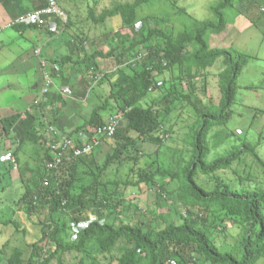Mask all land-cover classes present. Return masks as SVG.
I'll use <instances>...</instances> for the list:
<instances>
[{"label":"rangeland","instance_id":"374dc122","mask_svg":"<svg viewBox=\"0 0 264 264\" xmlns=\"http://www.w3.org/2000/svg\"><path fill=\"white\" fill-rule=\"evenodd\" d=\"M14 1L23 2L26 10L42 3L41 0H6L2 6L7 7ZM133 1L59 0L68 16L66 24L54 20L51 26L34 27L24 34L14 28H5L9 20L0 21V153L2 156L7 152L13 153L18 146L20 148L16 156L18 168H6L0 164V264L7 263L4 258L13 250L27 254L30 246L38 244L42 228L52 223L45 208L39 207L28 215L22 196L26 190L35 188L39 176L46 172L49 144L56 140L54 132L72 135L77 127L88 121L92 111L104 106L105 100L118 89L123 78L140 71L146 51L144 45L129 54L117 50L115 57L97 59L92 68L81 63L84 56L96 50L108 52L122 39L129 44L148 28L161 27L168 33L177 34L192 28L195 20L212 21L211 8L218 3V0H181L172 5L155 0L139 8L137 21L131 27L124 26L119 16L100 25H94L88 18L90 9L99 15L116 3L131 4ZM224 14L227 19L224 33H208L207 42L211 47L233 48L247 53L251 59L238 79L231 119L226 125L213 127L209 134L211 154L207 161L226 157L243 142L257 146L258 159L245 155L242 163H236L230 169L210 176L197 172L195 180L208 191L213 190L218 181L224 180L233 189H247L264 195V0H234L233 6H229ZM152 44L162 45L155 40ZM38 48L42 50L41 57L34 54ZM65 58L70 61H64ZM42 59L49 63L54 81L44 96L40 94ZM222 64L223 59L220 58L208 69L194 68L193 78L186 76L185 68L181 74L175 67L164 71L153 82L155 87L139 106L144 109L153 107L157 113L166 114L163 128L160 133L148 135L139 142L137 139V150L130 148L127 152L128 156L139 158L134 172L129 161L122 166L114 165L102 178L107 188H99L100 196L114 193V201L119 207L109 221L115 226L140 225L151 233L160 231L167 223L179 225L182 217L193 212L175 197L179 181L159 176L158 172L174 173L181 164L190 161L192 147L187 136L196 116L182 94L189 95L201 107L217 106L221 99L218 75ZM122 106L120 99L111 100L98 116L105 122L115 113L122 112ZM14 116L18 121L6 134L2 121ZM29 117L33 118L37 133L46 141L45 150L40 144L19 142L17 131L24 130L22 122ZM93 128L87 127L74 136H88ZM118 130L131 139L138 137L137 133L127 131L125 121ZM156 136L161 139L156 140ZM100 142L92 154L77 163L76 169L81 176L78 186L91 185L92 178L88 174L94 172V164H102L113 153L114 137H103ZM96 211L85 209L72 213L67 210L58 213L53 221L69 234L67 242H70L90 221L98 219ZM198 214L203 228L217 247L239 257L244 226L220 210ZM10 220L18 222L24 233H15L10 223L6 225L5 222ZM123 244L120 242L104 255L96 253V245L91 246L88 252L96 264H111L110 260L121 256ZM39 246L45 258L56 248L49 240ZM64 259L68 264H79L78 258L65 256ZM91 261L86 259V264H91ZM24 264H27V258ZM190 264L207 263L197 256ZM257 264H264V258Z\"/></svg>","mask_w":264,"mask_h":264},{"label":"trees","instance_id":"16d2710c","mask_svg":"<svg viewBox=\"0 0 264 264\" xmlns=\"http://www.w3.org/2000/svg\"><path fill=\"white\" fill-rule=\"evenodd\" d=\"M41 1L42 3L33 10L45 5L46 0ZM152 1L155 0H134L131 4L116 3L110 9L103 10L99 15L90 9L88 18L94 25H100L108 19L119 16L124 26L131 27L137 21L139 8ZM159 1L175 5L181 0ZM233 2L234 0H218V3L211 8L214 20H195L189 30L175 34L168 33L161 27L148 28L140 38L132 39L129 44H125L126 41L122 39L118 46L108 52L96 50L92 54L84 56L81 63L92 68L97 64V59L115 57L117 50L123 54H129L139 46H145L146 55L142 60L140 71L132 77L123 78L118 89L105 100L104 106L96 107L92 111L90 119L77 127L70 135L78 137L74 134L86 130L87 127L104 126L106 121L104 122L98 116L99 111L105 109L109 101L120 99L123 103L122 112L114 115L122 113V122H126L127 131L137 133L138 137L131 139L117 130L114 136L116 141L114 151L106 157L102 164H94V172L88 174L92 178L89 186H78L81 176L78 175L76 169L77 163L88 155L73 158L72 152H70L58 169L48 171L46 165L50 158L49 144L46 172L39 176L35 188L26 190L22 201L26 204L28 215L35 213L39 207L47 209L52 223L42 228L38 244L30 246V251L27 254L13 250L8 257L4 258L7 261L6 264H24L25 258H27V264H68L64 259L65 256L78 258L79 264H86V259H91V264H96L88 252L91 246L96 245V253L104 255L111 252L120 242L124 243L121 249L122 254L116 260H110L111 264H190L197 256L207 264H257L261 258H264V195L247 189H233L224 180L218 181L214 189L208 191L199 186L195 180L197 172L204 176H210L218 171L230 169L234 164L242 163V157L245 155L252 156L255 160L258 159L257 146L243 142L226 157L217 158L212 162L207 161L211 154L209 134L213 127L226 125L231 119L232 106L237 96L238 79L251 59L249 54L241 53L233 48L211 47L206 39L208 33H224L227 24L224 12L229 6H233ZM5 4L6 0H0V5ZM34 27L37 26L17 25L13 28L24 34ZM152 40L162 45L152 44ZM135 54L139 55V52ZM220 58L223 59L218 75L221 99L217 106L201 107L189 95L182 94L183 99L187 101L196 116V121L187 136L192 147L190 161L181 164L174 173L158 172L159 176L179 181L180 187L175 197L189 206L193 212L182 217L179 225L167 223L160 231L151 233L140 225L121 224L115 226L109 220L113 215H116L119 206L114 201V193L107 192L109 196H100L99 188H107V184L102 182V178L112 166H122L128 161L132 163L131 171L134 172L139 158L133 155L128 156L127 152L130 148L137 150V139L139 142L148 135L160 133L166 116V114L157 113L153 107L141 108L140 102L153 90L155 87L153 82L164 71H170L176 67L183 74L185 68L186 76L193 78L194 68L208 69ZM67 60L69 58H65L64 61ZM17 121L18 117L15 116L5 118L2 121L4 132L9 133ZM22 124L25 126L24 130L17 131L20 134H18L20 144L25 142L40 144L45 150L46 141L33 126V118L29 117ZM160 139L156 136V140ZM19 150L18 146L13 153L7 152L15 157L16 168H18L16 156ZM0 164L3 163L0 162ZM3 165L6 168L16 169L10 163ZM144 180L145 178L142 181ZM85 209H97L98 219L90 221L84 229L75 234L73 240L67 242L69 234L65 233L63 227L54 222L53 218L58 213L67 210L77 213ZM214 210H220L228 216L236 218L244 226L245 235L241 240L239 257L232 253L222 252L203 228L198 213L206 214ZM103 217L104 221H101ZM5 223L6 225L10 223L15 233H24L20 224L15 220ZM48 240L54 243L56 248L45 258L42 254L43 249L39 245Z\"/></svg>","mask_w":264,"mask_h":264},{"label":"built area","instance_id":"2783aa9c","mask_svg":"<svg viewBox=\"0 0 264 264\" xmlns=\"http://www.w3.org/2000/svg\"><path fill=\"white\" fill-rule=\"evenodd\" d=\"M54 20H59L66 24L68 22V16L60 6L58 0H46L43 7L23 13L15 20L7 23L5 28H13L17 25H34L42 28L53 25ZM34 54L37 57H41L42 50L40 48L35 49ZM40 65L42 68V86L40 88V94L44 96L54 85V81L51 77V71L49 70V63L42 59ZM159 85H161V83H159ZM122 120V113L112 115L106 121L104 126L93 128L90 134L84 137H71L69 134L54 132L56 140L50 143V158L47 161V170L53 171L58 169L70 152H72L73 158L89 155L97 146L100 145V139L103 136L109 138L115 136ZM0 162L3 164H13L15 168L17 166L15 157L11 153L2 155L0 157Z\"/></svg>","mask_w":264,"mask_h":264},{"label":"crops","instance_id":"0c3cea01","mask_svg":"<svg viewBox=\"0 0 264 264\" xmlns=\"http://www.w3.org/2000/svg\"><path fill=\"white\" fill-rule=\"evenodd\" d=\"M26 9H27V7H25L23 2H21V1H14L13 3L11 2V4H9L7 7H4L1 5L0 6V21L9 20V22H10L11 20L15 19L18 15H20L22 13L30 12L33 10V8L28 9V10H26ZM6 22L9 23L8 21H6ZM28 63H30V62L28 61ZM33 64H35V63H33Z\"/></svg>","mask_w":264,"mask_h":264}]
</instances>
